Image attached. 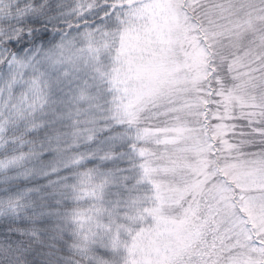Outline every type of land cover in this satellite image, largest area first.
<instances>
[{
  "label": "snow or ice",
  "instance_id": "1",
  "mask_svg": "<svg viewBox=\"0 0 264 264\" xmlns=\"http://www.w3.org/2000/svg\"><path fill=\"white\" fill-rule=\"evenodd\" d=\"M0 264H264V0H0Z\"/></svg>",
  "mask_w": 264,
  "mask_h": 264
}]
</instances>
